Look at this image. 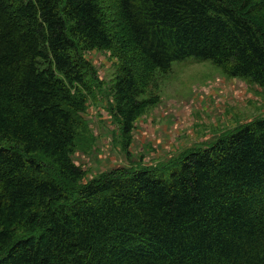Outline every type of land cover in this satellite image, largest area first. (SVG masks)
<instances>
[{
  "label": "trees",
  "instance_id": "16d2710c",
  "mask_svg": "<svg viewBox=\"0 0 264 264\" xmlns=\"http://www.w3.org/2000/svg\"><path fill=\"white\" fill-rule=\"evenodd\" d=\"M262 14L264 0H0V264H264V118L163 171L83 184L72 158L93 93L81 49L123 60L128 138L175 63L264 87Z\"/></svg>",
  "mask_w": 264,
  "mask_h": 264
},
{
  "label": "rangeland",
  "instance_id": "374dc122",
  "mask_svg": "<svg viewBox=\"0 0 264 264\" xmlns=\"http://www.w3.org/2000/svg\"><path fill=\"white\" fill-rule=\"evenodd\" d=\"M252 19L264 29V14ZM80 52L93 70V93L72 154L85 172L83 184L119 168L169 169L191 150L264 118V87L229 77L210 61L189 59L148 84L145 97L158 102L142 108L127 138L114 113V80L123 60L109 50Z\"/></svg>",
  "mask_w": 264,
  "mask_h": 264
}]
</instances>
